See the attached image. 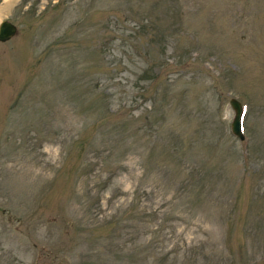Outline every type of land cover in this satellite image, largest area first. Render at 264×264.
I'll return each mask as SVG.
<instances>
[{"label": "rangeland", "instance_id": "rangeland-1", "mask_svg": "<svg viewBox=\"0 0 264 264\" xmlns=\"http://www.w3.org/2000/svg\"><path fill=\"white\" fill-rule=\"evenodd\" d=\"M2 20L0 264H264V0Z\"/></svg>", "mask_w": 264, "mask_h": 264}, {"label": "water", "instance_id": "water-1", "mask_svg": "<svg viewBox=\"0 0 264 264\" xmlns=\"http://www.w3.org/2000/svg\"><path fill=\"white\" fill-rule=\"evenodd\" d=\"M15 32L16 27L11 22L6 20H2L0 22V41L8 40L15 34ZM228 102L233 110V116L230 122V131L233 135L237 136L239 139H242L243 134L241 132L240 123V117L242 112L241 104L235 98L229 99Z\"/></svg>", "mask_w": 264, "mask_h": 264}]
</instances>
